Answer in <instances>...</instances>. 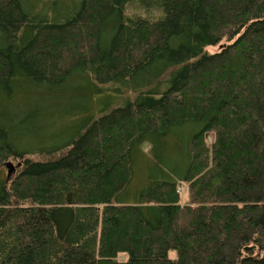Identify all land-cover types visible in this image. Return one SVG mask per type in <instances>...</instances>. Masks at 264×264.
I'll return each mask as SVG.
<instances>
[{
  "label": "trees",
  "instance_id": "16d2710c",
  "mask_svg": "<svg viewBox=\"0 0 264 264\" xmlns=\"http://www.w3.org/2000/svg\"><path fill=\"white\" fill-rule=\"evenodd\" d=\"M59 1L0 0V264H264V0Z\"/></svg>",
  "mask_w": 264,
  "mask_h": 264
},
{
  "label": "rangeland",
  "instance_id": "374dc122",
  "mask_svg": "<svg viewBox=\"0 0 264 264\" xmlns=\"http://www.w3.org/2000/svg\"><path fill=\"white\" fill-rule=\"evenodd\" d=\"M39 2L36 3V5L38 4V8L42 6V4H50L52 3L53 1L55 0H38ZM58 1V0H56ZM36 2V1H35ZM60 3V11L62 12H59L60 14L62 13H66V11H70L71 9V5L72 3H74V0H60L59 1ZM225 44V41H221L219 44L215 45V46H209V47H206V51L209 52V53H213V52H216V51H219L222 47V45ZM19 98H22V97H19ZM13 103V102H12ZM93 104H91V107L93 108V105L95 106V99L93 98ZM104 103L99 102L96 104V109L98 107H102ZM72 124H68V125H64V126H56V131H58V133L56 134L55 137L51 138L50 139V143L51 145H60L62 144L65 139H67L69 137V135L73 132V127H71ZM212 140V134H208L207 135V141L208 142H211ZM36 143L34 141H30V140H26L23 142V146L21 147L20 145H18V148L21 150V149H27V148H31L33 147V144ZM31 158L33 159H40L38 157H32V154H31ZM19 160H13V159H9L8 161H6L2 166H1V173H2V176L3 177H8L10 179L14 178V176L18 173L19 169L16 167L17 166V163H18ZM7 165H10V166H13V169L10 170L8 172V168H7ZM179 192L181 194V197H182V201H186L187 199V194H186V186L184 184H181L179 186ZM171 256H174V252H171L170 253ZM120 260H123L125 258L124 255H119L118 256Z\"/></svg>",
  "mask_w": 264,
  "mask_h": 264
},
{
  "label": "water",
  "instance_id": "95a60500",
  "mask_svg": "<svg viewBox=\"0 0 264 264\" xmlns=\"http://www.w3.org/2000/svg\"><path fill=\"white\" fill-rule=\"evenodd\" d=\"M8 172L13 169V166L7 165Z\"/></svg>",
  "mask_w": 264,
  "mask_h": 264
}]
</instances>
